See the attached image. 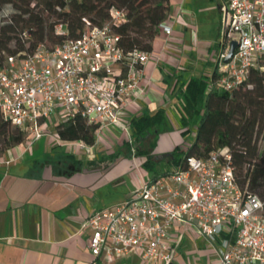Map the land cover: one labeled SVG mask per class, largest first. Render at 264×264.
I'll return each instance as SVG.
<instances>
[{
	"label": "built area",
	"instance_id": "built-area-1",
	"mask_svg": "<svg viewBox=\"0 0 264 264\" xmlns=\"http://www.w3.org/2000/svg\"><path fill=\"white\" fill-rule=\"evenodd\" d=\"M223 6L221 49L207 92L233 93L247 83L251 70L264 75V0H223ZM184 13L179 7L177 18ZM126 20L127 12L116 8L103 26L84 18L77 38L58 23L55 33L64 36L61 42L6 56L0 67V113L25 132V141L47 135L51 122L61 140L58 127L81 117L97 130L94 144L78 140L79 149L98 145L107 129L126 134L135 155V139L122 114L151 89L154 78L146 68L159 59L153 51H125L115 28ZM159 32L170 36V22L161 23ZM232 41L238 46L226 62ZM258 148L264 149V124ZM183 165L165 177L141 180L130 198L84 221L82 230L90 232L88 246L96 260L118 264L138 257L142 264H168L172 229L184 226L216 248L218 264H264V199L248 185L240 186L230 150L190 155Z\"/></svg>",
	"mask_w": 264,
	"mask_h": 264
},
{
	"label": "crops",
	"instance_id": "crops-1",
	"mask_svg": "<svg viewBox=\"0 0 264 264\" xmlns=\"http://www.w3.org/2000/svg\"><path fill=\"white\" fill-rule=\"evenodd\" d=\"M200 2L169 0L173 32L170 36L159 32L152 50L159 60L146 68L153 85L122 114L135 139V155L121 131L104 129L98 145L81 150L78 141L58 140L51 122L47 135L26 140L0 157V264H103L89 249L84 221L121 204L141 180L151 178L143 168L145 158L137 154L140 143L132 121L163 110L167 130L158 137L155 150L162 168L168 155L183 147L174 133L182 136L181 89L192 77H204L208 86L214 75L225 19L223 0ZM179 7L185 13L177 18ZM182 139L187 144L182 149L192 144ZM115 154L119 156L112 160ZM67 156L81 162L80 171L64 173L71 162ZM171 253L168 264H218L216 248L184 226L172 229ZM118 264L142 263L132 257Z\"/></svg>",
	"mask_w": 264,
	"mask_h": 264
},
{
	"label": "trees",
	"instance_id": "trees-1",
	"mask_svg": "<svg viewBox=\"0 0 264 264\" xmlns=\"http://www.w3.org/2000/svg\"><path fill=\"white\" fill-rule=\"evenodd\" d=\"M6 5H11L15 12H9ZM112 8L127 12V20L115 28L126 52L135 48L152 51L159 25L171 18L169 0H0V67L8 55L31 53L41 43L61 42L64 36L55 33L58 23L66 24L70 37L77 38L84 30V18L94 26H103L109 21ZM5 12L7 17H4ZM54 16L57 21L51 23ZM25 32H29V38L25 37ZM12 42L15 48L10 47ZM185 86L181 89L182 136L189 134L194 120L199 119V124L193 143L186 149L178 147L171 152L165 159V168L158 167L160 161L155 154L158 137L167 130L163 110L132 121L134 136L140 143L137 154L145 158L144 170L156 180L167 176L173 168L184 166L187 156L206 157L226 147L231 152L240 186L248 185L250 192L264 199V149L258 148L264 124V75L251 70L247 83L233 93L207 92L204 77H192ZM96 130V126L77 117L59 126L57 132L62 141L81 140L93 145ZM25 139V132L12 126L0 113V157ZM67 157L71 162L64 173L80 171L81 162Z\"/></svg>",
	"mask_w": 264,
	"mask_h": 264
},
{
	"label": "rangeland",
	"instance_id": "rangeland-1",
	"mask_svg": "<svg viewBox=\"0 0 264 264\" xmlns=\"http://www.w3.org/2000/svg\"><path fill=\"white\" fill-rule=\"evenodd\" d=\"M201 2L200 3H203L202 2V0H200ZM6 7V9L9 11V12H11V13H14L15 12V10H14V8L11 6V5H6L5 6ZM57 21V19H56V17L54 16V17H52L51 18V20H50V22L52 23V22H56ZM220 26H218V28H219ZM223 27H224V23H223ZM10 47L11 48H15V43L14 42H12V43H10ZM199 124V119H196V120H194V122H193V124H192V128H191V131L189 132V134L186 136V141H187V143H193V141H194V138H195V132H196V129H197V125ZM51 127H54L53 125H51ZM176 135H177V138L178 139H180V143H179V145H181V146H183L182 148H184L185 146H187V144L184 142V140L182 139V136H181V134L180 133H178V132H174ZM162 134V133H161ZM160 134V135H161ZM156 150V149H155ZM158 161H161V159L159 158H156ZM165 162L162 164V168H165Z\"/></svg>",
	"mask_w": 264,
	"mask_h": 264
},
{
	"label": "water",
	"instance_id": "water-1",
	"mask_svg": "<svg viewBox=\"0 0 264 264\" xmlns=\"http://www.w3.org/2000/svg\"><path fill=\"white\" fill-rule=\"evenodd\" d=\"M237 46H238V43L236 41H232L231 42L229 53H228V55H227V57L225 59L226 62H228L233 57Z\"/></svg>",
	"mask_w": 264,
	"mask_h": 264
}]
</instances>
